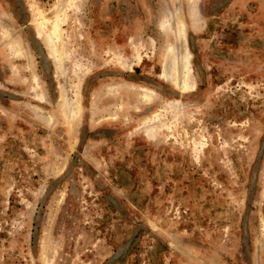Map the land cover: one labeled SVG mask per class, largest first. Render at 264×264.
<instances>
[{
	"label": "rangeland",
	"instance_id": "374dc122",
	"mask_svg": "<svg viewBox=\"0 0 264 264\" xmlns=\"http://www.w3.org/2000/svg\"><path fill=\"white\" fill-rule=\"evenodd\" d=\"M0 264H264V0H0Z\"/></svg>",
	"mask_w": 264,
	"mask_h": 264
},
{
	"label": "bare ground",
	"instance_id": "6f19581e",
	"mask_svg": "<svg viewBox=\"0 0 264 264\" xmlns=\"http://www.w3.org/2000/svg\"><path fill=\"white\" fill-rule=\"evenodd\" d=\"M60 18L61 17L59 13L56 16V18L51 21L47 19L45 20L42 19L44 21H40L37 27L38 29H40L38 31L40 36L44 32V36L46 37L47 40L46 44L48 51L50 53L51 58L54 60L56 64L55 65L57 71L56 74L58 77L59 85L61 87L62 96H63L61 106L62 108H64L65 116L69 120L70 118H74L75 116L79 115V113L82 110L81 108L82 106H81L80 92L76 93L75 95L76 98L73 100L68 99L66 94L67 92L66 73L61 68V65L58 62V60L61 58L60 48L58 47V42L61 43V34L59 27V24L61 23ZM47 22H50L51 28L45 31L44 30L46 26L45 23ZM168 24L170 23H167L166 26ZM174 32H175L176 44H170L166 56L165 58H163L164 59L162 64L163 70L160 76L164 78L166 81H170L176 84V86L180 88L182 91L191 90L195 87V77L193 75L194 73L191 64V53L189 52L188 49L185 50V48H183L184 46L183 43L185 41V36H186V23L182 18L178 19ZM139 59H140L139 61H141L142 57L139 56ZM34 78L35 80H37L38 75L34 74Z\"/></svg>",
	"mask_w": 264,
	"mask_h": 264
}]
</instances>
